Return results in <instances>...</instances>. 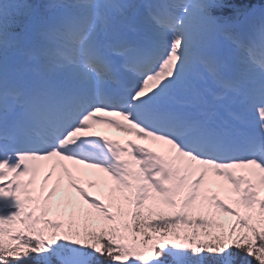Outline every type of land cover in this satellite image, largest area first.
Instances as JSON below:
<instances>
[{"label": "snow or ice", "instance_id": "snow-or-ice-1", "mask_svg": "<svg viewBox=\"0 0 264 264\" xmlns=\"http://www.w3.org/2000/svg\"><path fill=\"white\" fill-rule=\"evenodd\" d=\"M0 264H264V0H0Z\"/></svg>", "mask_w": 264, "mask_h": 264}]
</instances>
